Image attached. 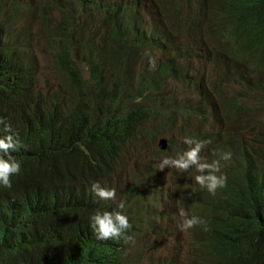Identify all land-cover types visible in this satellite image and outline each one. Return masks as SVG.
Listing matches in <instances>:
<instances>
[{
    "label": "trees",
    "instance_id": "16d2710c",
    "mask_svg": "<svg viewBox=\"0 0 264 264\" xmlns=\"http://www.w3.org/2000/svg\"><path fill=\"white\" fill-rule=\"evenodd\" d=\"M10 3L5 14L0 13V136L7 134L5 124L18 137L21 146L12 155L21 164L19 173L10 176L11 187L0 186V264H10L11 259L19 260L32 251L48 248L53 236L52 226L56 225L61 235L70 232L71 239L63 244L67 249L75 245L74 258L69 264H107L113 255L121 257L120 264H126L131 240L125 237L134 234L130 228L119 239L101 244L89 227V215L99 210H114V201H100L91 190L93 182L111 188L109 179L115 172L123 155V147L133 137L137 124L146 118L140 111L129 110L113 114L111 110L98 107L97 100L90 98L72 107L59 94H48L36 88V59L30 56L32 40L27 28H19L14 35L11 25L21 19L22 9L39 11L43 30L48 29L46 7H31L20 0H0ZM61 2V0H52ZM71 4L74 0H62ZM243 6L247 0H237ZM257 7H264V0H249ZM91 8L76 7L92 17L105 29L104 37L111 42L114 55L128 51H140L151 45L154 39L152 29L139 25L141 13L138 5L115 4L112 0H90ZM22 7V9L20 8ZM65 8V6H64ZM174 17L183 13L180 0L171 5ZM164 15V5L160 4ZM211 25L220 20L226 22L224 10L216 12ZM89 32V31H88ZM139 32V33H138ZM82 31L74 29L68 19L49 38L56 42L55 66L65 76L67 73L76 84H81L75 54L70 47H77V53L94 54L93 33L86 38ZM140 36V37H139ZM12 37V38H11ZM116 52V53H115ZM65 72V73H64ZM184 80L185 75L174 68L157 69L156 73L145 75L137 90H124L133 101L154 98L163 89L167 80ZM103 81L95 85L102 87ZM95 95L97 96V90ZM117 105L125 100L116 95ZM246 171L242 179L232 174L227 177L225 187L217 189L214 196L193 202L192 215L207 221V231L200 226L193 242L203 251L201 264H264V153L257 173ZM127 194L134 203L145 204L144 195ZM118 196L116 195L115 199ZM119 211L133 216L124 206ZM117 210V211H118ZM260 228L261 233L253 244L244 242L247 230ZM55 263V262H52ZM110 264V263H109Z\"/></svg>",
    "mask_w": 264,
    "mask_h": 264
},
{
    "label": "clouds",
    "instance_id": "9594fccd",
    "mask_svg": "<svg viewBox=\"0 0 264 264\" xmlns=\"http://www.w3.org/2000/svg\"><path fill=\"white\" fill-rule=\"evenodd\" d=\"M20 1L29 4L31 7H46L47 9L49 25L46 32L43 30L39 11L25 10L22 7H20L23 10L21 19L14 22L10 28L12 35L19 28H27L29 31L32 40L30 56L37 61L35 65L36 88L44 92L37 83L40 57L37 52H34V40L37 38V31L33 28L30 18L35 17L38 20L39 32L47 45L52 48L51 57L54 66L57 53V51H54V46H57V44L49 36L55 34L56 30L63 25L64 18H67L68 23L74 29L82 31L79 40L93 33L94 43L91 49L94 54L90 56L88 53H77L78 46L67 48L74 52V57L75 54L79 55L75 57V62L80 71L82 83L80 85L76 84L72 77L65 72V76H63L55 66L61 75L62 84H64V90H60L59 94L72 107H77L80 103L84 104L86 99L88 101L90 98H95L99 108L111 110L113 114L115 111L121 112L129 110V108L146 114V118L137 124L135 132L144 122L157 120L158 117L168 119V122L172 121V123L177 120L179 113L175 111L172 112L171 116H165L163 113H147L142 105L144 101L151 104L154 102L153 100L160 98L161 93L168 86V81L171 80L181 82L187 87H198L199 91L202 92L204 86H209L198 77V69L202 64L207 66L215 75L217 86L226 89L231 84L230 81L235 80L237 84H245L248 88L254 89L259 95L264 96V7H257L249 0L243 6L238 5L237 0H180L183 9L181 17L173 16V11H171L173 0H122L120 2L112 0L115 4L122 2L138 5L141 13L139 25L146 29H152L154 32L151 45L145 46L140 51L131 50L119 55L112 54L114 53L110 49L112 44L104 37L105 29L97 30L100 26L98 23L93 26L92 17H87L86 14L81 12L79 14L75 13L76 7L79 9H81V6L91 8L90 0H74L71 4H66L62 0L61 2H53L52 0ZM160 4L164 5V15L160 13ZM15 7L10 1L8 4H0V13L3 15L9 8ZM221 10H224L226 22L220 20L215 26H212L211 20L215 18L216 12ZM156 53L161 56V62L156 67H138V63L144 59H150V64L153 63L151 59ZM191 65L195 66L194 70L190 69ZM163 68L177 69L180 74L185 75V79L180 81L169 78L163 89L157 91L153 99H140L133 105L129 104L133 103L135 99L130 101L127 94L122 90L127 86L130 91L137 90L139 81L145 75L156 73L157 69ZM138 70L143 71L138 80H135ZM95 80L103 81L102 87L96 86ZM94 88L97 90L98 97L94 93ZM117 94L125 99L118 105L116 102ZM223 104L226 106L230 118H233L236 123L226 126L225 135H213L206 137L204 140H196L186 136L183 141L189 145L186 150L176 153L175 156H164L158 162V168L161 170L165 166L183 172L194 168L198 173L194 176L197 183L195 189L193 186L188 189L181 203L182 208L179 209V216L181 217L179 228L181 231L189 230L192 245H194L198 254L197 264H201L204 254L202 249L195 246L193 242L194 237L198 234L194 227L200 226L204 231L208 229L207 221L203 217L192 215L194 200L199 201L204 197L214 196L217 189L225 187L229 174L239 180L245 178L246 171L253 169L252 173L255 175L264 153V126H260L255 122H248L251 120L250 114L253 113L249 110V107L253 105L239 96L233 97L230 103H226V100L223 99ZM183 119H186L185 113ZM0 123H3V121L0 120ZM5 130L7 134L0 136V186L10 188V176L19 173L21 169L20 162L15 159L12 152L21 146V142L18 137H14V134L11 133L10 125L5 124ZM161 132L162 129L155 130L153 133L154 138L158 137ZM197 138L199 139V136ZM159 142L161 147L160 149L158 147V149L166 152L169 147L168 141L161 139ZM206 144L215 149L214 154L209 157L208 161L200 155ZM125 147L126 145L123 147V154ZM123 159L122 157L120 161H123ZM120 166L118 165L113 174L118 172ZM113 174L111 177H113ZM111 177L109 180L112 182ZM138 181L133 191L134 196L144 195L147 198L146 203L142 205L134 203L131 197H127L132 189L128 190L127 188L125 192L118 193V191L115 192L113 187L101 186L99 182L92 183L91 190L95 198L100 201H114V210L97 209L89 215V227L93 231L97 242L101 244L111 243L110 239H119L124 236L126 231L129 232L130 228L134 227L136 229L135 233L125 237V242H127L137 236L143 227L160 220L157 210L166 201H169V195H167V199L165 198L166 201L163 202V196L161 194L157 195L155 189H152V194L157 195L155 206L152 207L150 196L145 191H139L142 184L148 187L149 185L144 180ZM116 195L118 196L117 199H115ZM124 206L129 211L128 214L134 217V223L129 221L128 215L117 209L118 207L123 209ZM50 226L53 228L54 238L48 243V248L32 251L19 260L11 259L10 264H69V260L74 258L76 253L75 245L72 242L70 248L67 249L63 244L69 242L72 234L69 232L61 235L56 225L50 224ZM260 233V228L247 230L243 235L244 242L249 245L255 243ZM129 248H131V243ZM131 254V252L128 253L129 262L126 261V264H172L136 262L131 260ZM120 260V256L113 255L108 259L107 264H120ZM74 262L80 264L76 262V259H74ZM88 264L92 263L89 262Z\"/></svg>",
    "mask_w": 264,
    "mask_h": 264
},
{
    "label": "rangeland",
    "instance_id": "374dc122",
    "mask_svg": "<svg viewBox=\"0 0 264 264\" xmlns=\"http://www.w3.org/2000/svg\"><path fill=\"white\" fill-rule=\"evenodd\" d=\"M120 1L122 0L117 2ZM30 20L33 28L37 31L34 52H37L40 57V71L37 75L38 86L48 94L64 90L61 75L54 66L51 57L52 48L41 36L38 20L35 17H31ZM151 61L153 63L150 64V59H144L138 63V67H156L161 62V56L156 53ZM190 67L191 70H194L195 66L191 65ZM142 71L136 72L135 80H138ZM198 75L209 85L204 86L202 92L198 87H187L181 82L171 80L168 81V86L161 93L160 98L153 100L154 102L151 104L144 101L142 106L147 113H163L165 116H171L175 111L179 113L178 118L172 123V121L168 122V119L158 117L157 120L144 122L140 125L125 147L122 155L124 159L120 161V169L111 177L113 180L110 186L115 188V192L118 191V193L125 192L127 188L128 190L133 189L139 182L138 180L146 181L149 187L142 184L139 191H145L150 196L152 207L155 206L157 195L163 196V202L166 201L167 195L170 197L169 201H166L157 210L160 220L143 227L140 233L132 238L130 248L132 261L172 264H197L198 262V254L192 245L189 230L181 231L179 228L181 203L188 189L191 186L195 189L197 183L194 176L198 173L194 168L183 172L165 166L161 170L158 168L159 160L164 156H175L176 153L186 150L189 147L183 142L186 136L204 140L213 135H225L226 126L236 123L233 118H230L223 99L226 100V103H230L235 96L246 100L253 105L249 107L253 113L250 114L251 120L248 122L264 126V96L259 95L245 84H237L235 80H231V84L226 89L217 86L215 75L203 64L199 66ZM85 78L87 79L86 76ZM184 113L185 120L183 119ZM161 129L160 135L154 138V131ZM161 139L168 141L169 147L166 152L159 150ZM203 148L205 151L202 150L200 155L208 161L215 149L207 144ZM152 189H155L158 194H152Z\"/></svg>",
    "mask_w": 264,
    "mask_h": 264
},
{
    "label": "bare ground",
    "instance_id": "6f19581e",
    "mask_svg": "<svg viewBox=\"0 0 264 264\" xmlns=\"http://www.w3.org/2000/svg\"><path fill=\"white\" fill-rule=\"evenodd\" d=\"M139 33V32H138ZM140 37V36H139ZM217 120H219V118H217Z\"/></svg>",
    "mask_w": 264,
    "mask_h": 264
}]
</instances>
